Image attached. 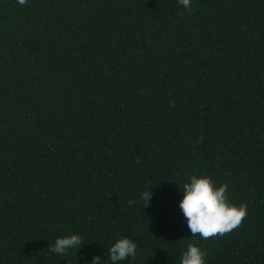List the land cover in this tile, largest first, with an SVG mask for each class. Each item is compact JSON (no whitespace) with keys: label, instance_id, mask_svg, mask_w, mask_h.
Segmentation results:
<instances>
[{"label":"trees","instance_id":"obj_1","mask_svg":"<svg viewBox=\"0 0 264 264\" xmlns=\"http://www.w3.org/2000/svg\"><path fill=\"white\" fill-rule=\"evenodd\" d=\"M190 175L247 205L237 227L191 237ZM73 233L77 254L47 248ZM120 237L121 264L193 241L264 264V0H0V264H110Z\"/></svg>","mask_w":264,"mask_h":264},{"label":"clouds","instance_id":"obj_2","mask_svg":"<svg viewBox=\"0 0 264 264\" xmlns=\"http://www.w3.org/2000/svg\"><path fill=\"white\" fill-rule=\"evenodd\" d=\"M27 0H17L19 5H24ZM185 9L191 10L193 0H177ZM152 188L144 190L139 199L148 206L153 199ZM228 185H216L208 176L190 175L179 190L182 198L178 208L186 222L191 237L208 239L217 234H224L237 227L247 214V205L236 206L229 202L227 195ZM133 201H129L132 204ZM143 207V208H144ZM84 246L79 233L59 236L54 243L48 244L51 253L64 256L69 252H79ZM135 241L120 237L111 243L108 249L110 264H121L125 260L130 262L137 256ZM206 252L195 242L188 243L180 253V264H206ZM101 257L93 256L87 264H101Z\"/></svg>","mask_w":264,"mask_h":264}]
</instances>
